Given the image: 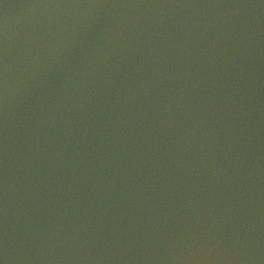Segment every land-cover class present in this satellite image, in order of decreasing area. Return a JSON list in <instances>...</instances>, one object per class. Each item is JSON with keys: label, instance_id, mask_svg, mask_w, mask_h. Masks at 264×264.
I'll list each match as a JSON object with an SVG mask.
<instances>
[{"label": "water", "instance_id": "water-1", "mask_svg": "<svg viewBox=\"0 0 264 264\" xmlns=\"http://www.w3.org/2000/svg\"><path fill=\"white\" fill-rule=\"evenodd\" d=\"M0 264H264V0H0Z\"/></svg>", "mask_w": 264, "mask_h": 264}]
</instances>
